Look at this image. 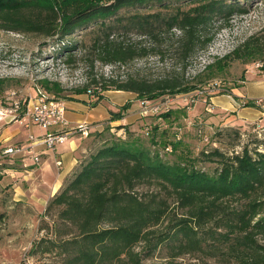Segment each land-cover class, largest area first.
<instances>
[{
    "label": "trees",
    "instance_id": "1",
    "mask_svg": "<svg viewBox=\"0 0 264 264\" xmlns=\"http://www.w3.org/2000/svg\"><path fill=\"white\" fill-rule=\"evenodd\" d=\"M248 12L247 0H0V30L56 39L66 52L72 44L67 39L91 29L96 61L117 68L150 56L163 60L171 51L175 65L168 73L148 77L137 70L124 77H93L76 91L83 94L95 85L157 101L201 88L225 72L233 58L264 64V41L251 37L195 77L185 76L189 61L213 42L212 29ZM171 32L177 38L161 49ZM128 36L136 40H120ZM148 40L152 47L146 46ZM5 84L0 79V93ZM40 84L47 94L62 97L60 83L44 79ZM129 108L124 105L111 120L122 119ZM183 115L172 110L160 116L170 123ZM111 129L98 133L101 145L82 159L47 207L58 210L64 234L72 236L58 245L60 263L43 264H142L136 252L142 243L149 253L170 247L173 260L167 264H181L175 259L184 254L223 247L240 264H264V150L245 145L228 155L217 148L170 162L129 126L117 127L124 137L109 134ZM153 129V147L176 152L182 144L180 139L156 141L158 130ZM201 162L217 167L204 170ZM172 200L177 211L170 213Z\"/></svg>",
    "mask_w": 264,
    "mask_h": 264
},
{
    "label": "rangeland",
    "instance_id": "2",
    "mask_svg": "<svg viewBox=\"0 0 264 264\" xmlns=\"http://www.w3.org/2000/svg\"><path fill=\"white\" fill-rule=\"evenodd\" d=\"M247 3L249 8L247 14L233 16L223 28L212 29V33H216L213 42L206 50H199L189 61L186 78L195 77L209 64L223 60L251 37H259L264 41V0H247ZM176 34L178 35L177 32ZM92 38L91 29L77 32L75 36L65 41L72 43L67 46L65 52L64 45L56 39L0 30V79L6 80L5 89L0 93V107L10 106L8 97L15 91L18 93L16 100L21 104L22 109L25 108L29 99L41 92L46 93L40 84L44 79L60 83L64 89L60 98L66 101L73 99L74 96L87 95V92L77 94L76 91L86 86L93 77L105 79L112 75L124 77L137 70L145 76L156 77L170 72L171 66L175 65L174 53L171 51L165 54L163 60L150 56L145 60L133 61L122 68L101 64L96 61ZM176 38L172 36V32L165 35L164 44L160 48L166 49L172 44V39ZM120 40L134 42L136 38L128 36ZM146 42L147 47H152L151 40ZM257 63H262V60L244 63L243 60L233 58L225 72L191 93L176 96L179 99L171 106L170 111H183L185 115L180 119L167 123L160 120V115L149 116L144 118L143 123L132 127L131 131L145 139L152 149L158 148L162 157L170 162L175 161L177 156L196 157L202 151L217 148L228 155L240 152L245 145H249L252 149L258 145L260 150H264V124L261 126L243 123L225 124L214 111L207 110L211 107L210 98L239 87L250 75H263L264 68L257 69ZM177 71L179 72V69ZM212 84H216L218 89L211 87ZM93 87L95 85H90L88 88ZM203 91V94H199ZM106 92L103 90L102 95ZM183 95L188 97V105L181 99ZM168 98L171 96L159 100L165 101ZM146 128L150 129L149 136L146 135ZM153 128L158 130L155 133L156 141H165L168 144L180 139L182 144L177 151L153 147L149 142L154 134ZM18 130L26 131L19 124L9 127L0 124V136L6 131L14 134ZM39 131L41 130L38 127L32 128L34 133ZM235 131L239 133V138ZM109 134L116 137L125 136V132L118 131L117 127L109 131ZM102 138L97 134L86 139L84 158L101 145ZM200 166L204 170L213 171L217 164L201 162ZM0 188V264L60 263L62 256L58 245L72 235L64 234L57 209L47 211V207L56 195L43 205L35 202L31 196L26 198V192H35L34 189H20L21 187H15L14 183L2 187L1 182ZM143 189L147 192L148 188ZM175 205L173 200L170 201V213L177 211ZM166 225L167 223L160 226L159 230H163ZM136 252L140 254L142 264H167L171 259L173 260L172 249L167 246L149 253L148 244L142 243L136 248ZM175 260L181 264H240L228 254L226 247L216 252L205 248L202 252L184 254Z\"/></svg>",
    "mask_w": 264,
    "mask_h": 264
},
{
    "label": "crops",
    "instance_id": "3",
    "mask_svg": "<svg viewBox=\"0 0 264 264\" xmlns=\"http://www.w3.org/2000/svg\"><path fill=\"white\" fill-rule=\"evenodd\" d=\"M65 102L66 117L70 123L66 131L71 133L68 142L59 147L55 153L46 150L44 146H39L36 151L41 157L40 164L19 157H9L1 161L2 187L14 183V186H20V189H34L35 192H26V198L31 196L38 204L46 205L49 199L63 189L67 179L79 167L86 152L84 145L88 137L103 132L107 127L113 129L119 126H129L132 128L145 120L139 112L140 101L137 99V95L130 92L107 91L100 101L85 94L74 96L73 99ZM126 104H129L130 108L123 118L112 121V113H117L119 108ZM248 104L250 106H247ZM209 106L212 109L208 108L207 110L214 111L225 124L243 123L261 126L264 124V72L263 75H250L242 82V85L232 89L228 94L210 98ZM160 120L162 119L160 118ZM0 124L9 127L17 123ZM80 124L90 126L88 137L79 134L72 135V128ZM32 128H24L26 131L18 130L14 134L4 132L0 136V149L9 144L27 143L30 133L36 136L43 134V131L32 132ZM122 131L120 130V132ZM56 161H61L62 165L58 167ZM2 164L7 165L3 166Z\"/></svg>",
    "mask_w": 264,
    "mask_h": 264
},
{
    "label": "built area",
    "instance_id": "4",
    "mask_svg": "<svg viewBox=\"0 0 264 264\" xmlns=\"http://www.w3.org/2000/svg\"><path fill=\"white\" fill-rule=\"evenodd\" d=\"M264 67L263 63H257L256 68ZM211 87H216L212 84ZM218 89V87H216ZM211 90H215L211 88ZM210 90V91H211ZM103 89L100 86H95L87 91V95L91 98L102 95ZM199 92V94H203ZM18 93L13 91L8 97L10 106L0 107V123L13 124L17 123L20 126L30 129L34 126L43 131L41 136H36L30 133L28 142L22 144H9L0 149V162L9 157H19L29 159L35 164L41 163L40 154L36 151L39 146H44L46 150L55 153L59 147L65 145L70 137V132L66 131L70 123L66 117V102L63 99L56 98L47 93L41 92L34 98L29 99L25 108H21V104L16 100ZM178 97L165 99V101H140V115L144 118L149 116H159L171 110V106L178 101ZM183 102L188 105V97L183 95ZM260 127V126H258ZM55 129V130H54ZM146 135L150 134V129L146 128ZM72 135L79 134L83 137H88L90 134V126L80 124L72 128ZM171 151L172 148L169 147ZM56 165L60 167L61 161H56Z\"/></svg>",
    "mask_w": 264,
    "mask_h": 264
}]
</instances>
